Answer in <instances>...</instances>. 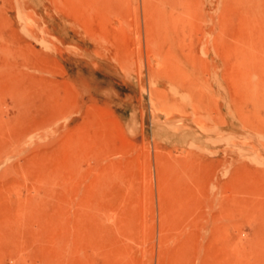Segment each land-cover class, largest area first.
Segmentation results:
<instances>
[{
    "label": "rangeland",
    "instance_id": "374dc122",
    "mask_svg": "<svg viewBox=\"0 0 264 264\" xmlns=\"http://www.w3.org/2000/svg\"><path fill=\"white\" fill-rule=\"evenodd\" d=\"M100 1L91 14L0 0V264H264V103L243 104L234 79L253 44L264 64V0H232L227 15L220 0H147L149 13ZM157 4L177 22L173 70L145 42Z\"/></svg>",
    "mask_w": 264,
    "mask_h": 264
},
{
    "label": "bare ground",
    "instance_id": "6f19581e",
    "mask_svg": "<svg viewBox=\"0 0 264 264\" xmlns=\"http://www.w3.org/2000/svg\"><path fill=\"white\" fill-rule=\"evenodd\" d=\"M114 1V0H113ZM142 1V0H141ZM146 4L144 5V11L147 13V11H148V13L149 12H151V10H150V8L149 7H147V0H143ZM159 1H162V4L164 3V2H168L169 0H158V2ZM172 1V0H171ZM184 1V0H183ZM195 1V0H194ZM198 1V0H197ZM201 1V0H200ZM202 1H204V0H202ZM52 2L54 3V5L58 8V9H66L67 10V12H69V11H71V9H75V10H77L76 8H81V7H83V8H87V9H90L89 11H90V13L92 12V11H96L97 12V10L99 9V6L101 5V1L100 0H97V1H94V0H52ZM143 2V3H144ZM149 2V1H148ZM220 3H222V5H223V12H224V14L226 13V15L227 14H229V12H230V10H232L233 8H232V0H220L219 1ZM105 3H107V2H104V5H105ZM117 1H116V4L115 5H117ZM119 3H120V1H119ZM129 3V2H128ZM143 3H142V6H143ZM154 3V2H153ZM156 3V2H155ZM154 3V4H155ZM161 3V2H160ZM169 3V2H168ZM176 3V2H175ZM184 3V2H183ZM192 3V2H191ZM205 3V2H204ZM109 4V3H108ZM125 4V3H124ZM124 4H123V6H124ZM150 4V3H149ZM179 4V3H178ZM186 4V3H185ZM195 5L197 4L196 2L194 3ZM103 5V6H104ZM119 5H121L122 6V4L120 3ZM127 5V4H126ZM126 5H125V8L124 9H126ZM152 5V4H151ZM165 5V4H164ZM177 5V4H176ZM176 5H174V6H176ZM198 5V4H197ZM201 5V4H200ZM217 5V4H216ZM138 5H136V7H137ZM156 6H159L158 4L156 5ZM173 6V7H174ZM191 5H189V8H191L190 7ZM203 6V5H202ZM163 7V6H162ZM185 7V6H184ZM192 7H193V5H192ZM217 7V6H216ZM115 8V7H114ZM167 8V7H166ZM171 8V7H170ZM180 8V7H179ZM183 8V7H182ZM187 8V7H186ZM185 8V9H186ZM195 8H197V7H195ZM198 8H199V6H198ZM203 8V7H202ZM82 9V8H81ZM102 9V8H101ZM104 9H105V7H104ZM116 9V8H115ZM115 9H113V11H115ZM119 9V8H118ZM116 10V11H118L119 12V10ZM123 9V10H124ZM137 9V8H136ZM192 9V8H191ZM218 9V8H217ZM65 10V11H66ZM92 10V11H91ZM110 10V9H109ZM171 10V9H170ZM194 10V9H193ZM200 10H202L203 11V9H200ZM154 11H155V8H154ZM156 11H157V18H154V20H153V24H152V26H149V27H147V26H145V27H147V32H146V35L144 34V36H145V42H146V44H147V48L148 47H151V51L153 52V55L155 56V58H156V60H157V65H160L161 66V68H162V65H165L164 66V68L163 69H167V67H170V66H166V64H169L168 62H169V60H172L171 58L169 59V56H168V52L171 50H169L168 51V49H165V46H167L168 45V47H170L169 45H173V43H171V40L172 39H170V35H169V22H172V21H175V19L174 18H172V19H174V20H171V18L169 17V16H167L166 14H165V9L164 8H160V6L159 7H157L156 8ZM155 11V12H156ZM184 11V10H183ZM191 11V10H190ZM189 11V12H190ZM218 11V10H217ZM221 11V10H220ZM220 11H218V12H216V15L218 16V14L217 13H220ZM85 12V11H84ZM86 12H88V11H86ZM99 12V11H98ZM101 12V11H100ZM108 12V11H107ZM118 12H117V14H118ZM122 12V11H121ZM153 12V11H152ZM154 12V13H155ZM171 12V11H170ZM189 12H188V14H189ZM196 12H198V11H196ZM205 12V11H204ZM203 12V13H204ZM89 13V12H88ZM88 13H87V16H89L88 15ZM89 13V14H90ZM109 13V12H108ZM108 13H106V14H108ZM112 13V12H111ZM120 13V12H119ZM168 13V12H167ZM173 13V12H172ZM178 13V12H177ZM181 13H183V12H181ZM210 13H213V16H215V12H213V11H211ZM84 14V13H83ZM91 14H93V13H91ZM110 14V13H109ZM115 14V13H114ZM136 14V13H135ZM169 14V13H168ZM187 14V15H188ZM190 14H192L193 15V17H194V14H195V12L193 13V12H190ZM189 14V15H190ZM200 14H202V13H200ZM205 14V13H204ZM70 15V14H69ZM80 15H82V14H80ZM143 15H144V12H143ZM151 15V14H150ZM184 15V14H183ZM186 15V14H185ZM199 15V14H198ZM205 15H207V14H205ZM210 15V14H209ZM221 15V14H220ZM225 15V16H226ZM67 16V15H66ZM83 16V15H82ZM82 16H80V17H82ZM94 16H96V15H94ZM113 16H115V15H113ZM113 16H112V18H113ZM138 16V14L136 15V17ZM155 16V15H154ZM170 16H171V13H170ZM180 16V15H179ZM191 16V15H190ZM201 16V15H200ZM224 16V17H225ZM244 16V15H243ZM242 16V17H243ZM91 17H92V15H91ZM116 17V16H115ZM126 17V16H125ZM171 17H173V16H171ZM183 17V16H182ZM192 17V16H191ZM208 17V16H207ZM210 17V16H209ZM245 18H246V15L244 16ZM102 18H103V16H102ZM109 18H111V16L109 17ZM120 18V17H119ZM176 18V17H175ZM185 18V17H184ZM197 18V17H196ZM212 18V17H211ZM214 18V17H213ZM227 18L228 19H226L227 21L230 19L229 18V16H227ZM88 19H89V17H88ZM122 19V18H121ZM179 19V18H178ZM182 18H180V21H182L181 20ZM75 20H77V19H75ZM90 20H91V18H90ZM109 20V19H108ZM123 20V19H122ZM190 20H191V18H190ZM194 20V19H193ZM196 20V19H195ZM205 20V19H204ZM208 20H209V18H208ZM216 21L218 20V19H215ZM225 20V19H224ZM88 21V20H87ZM126 21V20H125ZM130 21V20H129ZM137 21V20H136ZM144 21H145V19H144ZM202 21V20H201ZM205 21H207V20H205ZM210 21H211V19H210ZM209 21V22H210ZM245 21V20H244ZM99 23H100V21H98ZM104 22V21H103ZM127 22V21H126ZM176 22V21H175ZM174 22V23H175ZM179 22V21H178ZM194 22V21H193ZM197 22V21H196ZM199 22V21H198ZM208 22V21H207ZM208 22V23H209ZM242 23H243V20L241 21ZM241 22H240V26L242 25L241 24ZM76 23V22H75ZM84 23H85V21H84ZM90 23H92V22H90ZM124 23V22H123ZM128 23H130V22H128ZM147 23H151V22H147ZM146 23V24H147ZM177 23V22H176ZM195 23V22H194ZM203 23V22H202ZM211 23V22H210ZM217 23V22H216ZM222 24L224 23V22H221ZM221 23H220V25H221ZM227 23V22H226ZM245 24L247 23V22H244ZM72 24V23H71ZM74 24V23H73ZM104 24V23H103ZM179 24H180V22H179ZM178 24V25H179ZM184 24V23H183ZM196 24V23H195ZM198 24V23H197ZM200 24H201V22H200ZM219 24V23H218ZM12 25V24H11ZM77 25V24H76ZM89 25H91V24H89ZM174 25V24H173ZM214 25V24H213ZM215 25H217V24H215ZM214 25V26H215ZM219 25V26H220ZM249 25V24H248ZM248 25H245V26H248ZM251 25H253V29L255 30H257L258 31V29H257V27H260L261 26V24L259 23V24H256L255 22H252V24ZM73 26V25H72ZM71 26V27H72ZM137 27H139V24L138 25H136ZM196 26V25H195ZM213 26V27H214ZM225 26V25H224ZM250 26V25H249ZM101 27V26H100ZM124 27V26H123ZM122 27V30L124 29V30H126L125 28H123ZM125 27H126V25H125ZM178 27V26H177ZM221 28H218L219 30L221 29V31L223 30V26H220ZM244 27V26H243ZM243 27H241L242 29H243ZM246 28V27H245ZM9 29H10V26H9ZM42 29V28H41ZM40 29V30H41ZM74 29V28H73ZM80 28L78 27V30H79ZM139 29V28H138ZM143 29H145V28H143ZM149 29V30H148ZM199 30H200V28H198ZM226 29V28H225ZM128 30V29H127ZM227 30H229V29H227ZM246 30H248V28H246ZM45 31H46V28H45ZM44 31V32H45ZM121 31V30H120ZM139 31V30H138ZM198 31V30H197ZM14 32V31H13ZM42 32V31H41ZM200 32V31H199ZM217 32V31H216ZM220 32V31H219ZM223 32V31H222ZM222 32L219 34L220 36H221V34H222ZM240 32H241V30H240ZM243 32V31H242ZM43 33V32H42ZM122 33V32H121ZM125 33V32H124ZM145 33V32H144ZM224 33H225V30H224ZM253 33H254V31H253ZM11 34V33H10ZM45 34V33H44ZM90 34V33H89ZM88 34V35H89ZM93 34H94V32H93ZM120 34V33H119ZM175 34V33H174ZM255 34V36L256 35H260V34H258V33H254ZM7 35H9V34H7ZM83 35V34H82ZM85 35H86V33H85ZM84 35V36H85ZM124 35V34H123ZM139 36H138V39L140 40V34H138ZM219 35H217V36H219ZM11 36V35H10ZM94 37H95V35H93ZM125 36V35H124ZM206 36V35H205ZM208 36V35H207ZM212 36V35H211ZM219 36V37H220ZM253 36V35H252ZM14 37H16V36H14ZM102 37V36H101ZM225 37V36H224ZM257 37V36H256ZM259 37V36H258ZM18 38V37H17ZM88 38V37H87ZM97 38V37H96ZM172 38V37H171ZM203 38H204V36H203ZM212 38V37H211ZM221 38V37H220ZM223 38V37H222ZM9 39V38H8ZM106 39V38H105ZM129 39H130V37H129ZM177 39H178V37H177ZM208 39H209V37H208ZM240 40H242L243 41V39H241V38H239ZM16 40V39H15ZM43 40V39H42ZM56 40V39H55ZM206 40V38H204L203 39V41L202 42H204ZM211 40V39H210ZM223 40V39H222ZM17 41V40H16ZM174 41V40H173ZM221 41V40H220ZM219 41V42H220ZM201 42V43H202ZM211 42V41H210ZM216 42V41H215ZM218 42V43H219ZM225 42H226V40H225ZM207 43V42H206ZM217 43V44H218ZM230 43H232V42H230ZM229 43V44H230ZM243 43L244 44H247V45H250V44H252L248 39L247 40H245V41H243ZM104 44V43H103ZM203 44H205V42L203 43ZM202 44V45H203ZM106 45V44H105ZM119 46V45H118ZM117 46V47H118ZM140 46V45H139ZM204 46H206V44L204 45ZM219 46H220V43H219ZM222 46V45H221ZM231 46V45H230ZM201 47V46H200ZM223 47V46H222ZM255 44H253L252 45V50H251V52H243V49H240V51H242L243 52V54H241L240 52H239V50H237V53H239V54H241V55H243V58L248 62V63H251V72L250 73H248V75H249V78L251 77V79L249 80V78H247L248 77V75H246V74H243V75H238L237 76V72H236V75L234 76L235 78V83H236V85H237V88L239 89L238 91L240 92H237V93H239V95H240V100L243 102V104L244 103H246V101H249V100H251L250 102L252 103V104H254L255 106L256 105H261V103H264V64H263V62H262V55L261 54H259V51L257 50V49H255ZM97 48V47H96ZM119 48V47H118ZM171 48V47H170ZM213 48V47H212ZM211 48V49H212ZM149 49V48H148ZM203 49V48H202ZM205 49V48H204ZM96 50V49H95ZM117 50H119V49H117ZM139 50V49H138ZM173 50V49H172ZM200 50V49H199ZM141 51V49L139 50V52ZM146 51H149V50H146ZM174 51V50H173ZM201 51V50H200ZM202 51H205V50H202ZM234 51H235V48H234ZM254 51V52H253ZM118 51H116V53H117ZM207 52V51H206ZM227 52V51H226ZM106 53V52H105ZM104 53V54H105ZM125 53V52H124ZM130 54L131 53H133V52H129ZM141 53V52H140ZM187 53H188V51H187ZM191 53V52H190ZM202 53V52H201ZM204 53V52H203ZM260 53H263V51H260ZM103 54V53H102ZM119 54H121V53H119ZM189 54V53H188ZM216 54V53H215ZM224 54V53H223ZM264 54V53H263ZM116 55V54H115ZM127 55V54H126ZM192 55V54H191ZM202 55V54H201ZM204 55V54H203ZM121 56V55H120ZM183 56H185L184 54H183ZM189 56H190V54H189ZM199 56V55H198ZM198 56H196V58L198 57ZM124 57H126V56H124ZM174 57V56H173ZM188 57V56H187ZM193 56H191V58L190 59H195V58H192ZM203 58H204V56H202ZM201 57V58H202ZM131 58H133V56L131 57ZM202 58V59H203ZM115 59V58H114ZM126 59H130L129 57L128 58H126ZM199 59V58H198ZM201 59V60H202ZM113 60V59H112ZM131 60V59H130ZM175 60V59H174ZM178 60V59H177ZM186 60H189V59H186ZM192 60V61H193ZM229 60V59H228ZM114 61H116V59L114 60ZM127 61V60H126ZM125 61V62H126ZM205 61V60H204ZM124 64H125V62L124 61H122ZM121 62V63H122ZM174 62V61H173ZM189 62H190V60H189ZM198 61H195V63H197ZM205 62H207V61H205ZM117 63V62H116ZM120 63V64H121ZM128 63H130V62H128ZM199 63V62H198ZM200 63H203V62H201L200 61ZM126 64H127V62H126ZM171 64V63H170ZM128 65V64H127ZM130 65H132V63L130 64ZM175 65H178L177 64V62H176V64ZM174 65V66H175ZM195 65H197V64H195ZM194 65V66H195ZM200 65V64H199ZM149 67H150V65H148ZM183 66V65H182ZM189 66H191V65H189ZM203 66V65H202ZM202 66H201V68H202ZM124 67H125V65H124ZM127 67V66H126ZM148 67V68H149ZM166 67V68H165ZM180 67V66H179ZM198 67V66H197ZM200 67V66H199ZM132 68V67H131ZM171 68V67H170ZM177 68V67H176ZM184 68V67H183ZM196 68V67H195ZM201 68H200V70H201ZM205 68V67H204ZM233 68V67H232ZM124 69V68H123ZM127 69V68H126ZM125 69V70H126ZM129 69V68H128ZM151 69V68H150ZM163 69H158L159 71L158 72H160V73H157L158 74V76H159V74H161V76H162V73L161 72H163L164 70ZM172 69V68H171ZM175 69V68H174ZM178 69V68H177ZM147 70H149V69H147ZM173 70V69H172ZM180 70V69H179ZM194 70V69H193ZM205 70V69H204ZM204 70L202 71V72H204ZM124 71V70H123ZM152 71H154V69H152ZM156 71V70H155ZM154 71V72H155ZM166 71H168V70H166ZM233 71V70H232ZM97 72V71H96ZM153 72V73H154ZM168 72H170V69H169V71ZM177 72V71H176ZM190 72H192V71H190ZM189 72V73H190ZM179 73H181V72H179ZM185 73H187V72H185ZM205 73V72H204ZM157 74H155V75H157ZM170 74V73H169ZM168 74V75H169ZM172 71H171V75L170 76H172ZM182 74V73H181ZM154 75V74H153ZM187 75V74H186ZM189 75V74H188ZM194 75V74H193ZM160 76V77H161ZM169 76V77H170ZM182 76V75H181ZM184 76H185V74H184ZM191 76V75H190ZM198 76V75H197ZM152 77V76H151ZM163 77H164V74H163ZM187 77V76H186ZM207 77V76H206ZM166 78V76L164 77V79ZM174 78H176V77H174ZM173 77H172V80L174 79ZM183 78L184 77H180L179 79H182L183 80ZM195 78H198L199 79V77H195ZM77 79V78H76ZM187 79H188V77H187ZM191 79V78H190ZM254 79H258L257 81H254ZM151 80V79H150ZM177 80V79H176ZM182 80H180V81H182ZM193 80V79H192ZM191 80V81H192ZM203 83H204V81L202 80V79H200ZM200 80H198V82L200 81ZM252 80H253V83H252ZM168 81V80H167ZM171 81V80H170ZM188 81H190V80H188ZM172 82H174V83H176L175 82V79H174V81H172ZM185 81H183V83H184ZM193 83H194V81H193ZM75 84V83H74ZM151 84V83H150ZM180 84V83H179ZM182 84V83H181ZM234 84V83H233ZM175 85V84H174ZM185 85V84H184ZM183 85V86H184ZM186 85H188L187 83H186ZM190 85H192V84H190ZM190 85H188V87L190 86ZM194 85H196V84H194ZM198 85V84H197ZM177 86H179V85H177ZM182 86V87H183ZM180 87V86H179ZM192 87H195V86H191L190 88H192ZM198 87V86H197ZM205 87V86H204ZM154 88V87H153ZM153 88H151V89H153ZM184 88V87H183ZM182 88V89H183ZM186 88V87H185ZM236 88V87H235ZM155 89V88H154ZM154 89L153 90H150L151 91V97H152V100H153V103H155V102H158V100H160L159 99V97H158V94H157V92H158V90L156 91V92H154ZM169 89V88H168ZM188 89V88H187ZM203 89V88H202ZM170 90V89H169ZM171 90H173V89H171ZM170 90V91H171ZM184 90V89H183ZM189 90V89H188ZM195 91H198V90H196V87H195V89H194ZM200 90H201V88H200ZM204 90V89H203ZM142 91V90H141ZM189 91H191V89L189 90ZM161 92H163V91H161ZM172 92V91H171ZM175 93H176V91H175ZM174 93V94H175ZM187 93H188V91H187ZM201 93H204V91L203 92H200V94ZM165 94V93H164ZM176 95V97H177V94H175ZM191 95V94H190ZM193 95V94H192ZM205 95V93L203 94V96ZM206 95H208V94H206ZM205 95V96H206ZM159 96H160V94H159ZM173 96V95H172ZM181 96V95H180ZM186 96V95H185ZM187 96H188V94H187ZM202 96V95H201ZM213 96V95H212ZM175 97V96H174ZM192 98H193V96H191ZM173 98V97H172ZM200 98V97H199ZM166 99V98H165ZM175 99V98H174ZM180 99V98H179ZM187 99H189L188 97H187ZM196 99V101H197V99H198V97L197 98H195ZM210 98H209V95L208 96H206V97H204V99H203V101H201L200 103L202 104V109H203V107H205V110L207 109L206 107H212V105H213V97H212V99L211 100H209ZM215 99H217V98H215ZM180 100H182V99H180ZM201 99H199L198 101H200ZM163 101H164V99H163ZM166 101V100H165ZM217 101V100H216ZM152 102V101H151ZM174 103H175V101H173ZM191 102H193V101H191ZM161 104H164V103H166V102H164V103H162V102H160ZM194 103V102H193ZM150 104H152V103H150ZM178 104H179V102H178ZM181 104V103H180ZM185 104V103H184ZM183 104V105H184ZM197 104H198V102H197ZM204 105V106H203ZM216 105V104H215ZM263 105V104H262ZM261 105V106H262ZM175 106V105H174ZM182 106V105H181ZM193 106L195 107V109H196V106L193 104ZM192 106V107H193ZM243 106V105H242ZM241 106V108L240 109H242L243 107ZM164 107V106H163ZM173 107V106H172ZM216 107V106H215ZM214 107V108H215ZM254 107V106H253ZM175 108V107H174ZM217 108V107H216ZM161 109V108H160ZM170 109V108H169ZM177 109V108H176ZM211 109V108H210ZM209 109V110H210ZM172 110H174V109H172ZM200 110V109H199ZM162 111H163V109H162ZM196 111H198V110H196ZM214 111V110H213ZM174 112V111H173ZM200 112H201V110H200ZM159 113V112H158ZM167 113V112H166ZM196 113V112H195ZM198 113V112H197ZM202 113V112H201ZM218 113V112H217ZM183 114V113H182ZM190 114H192V113H190ZM199 114V113H198ZM208 114V113H207ZM206 114V115H207ZM211 114V113H210ZM210 114H208V115H210ZM170 115V114H169ZM184 115V114H183ZM200 115V114H199ZM205 115V114H204ZM203 115V116H204ZM219 116V114H216V116ZM162 116V115H161ZM196 117H197V115H195ZM202 116V115H201ZM202 116V117H203ZM214 116V115H213ZM212 116V117H213ZM217 116V117H218ZM221 116V115H220ZM219 116V117H220ZM195 117V118H196ZM202 117H200L201 119H202ZM206 117H208V116H206ZM210 117V116H209ZM194 118V117H193ZM197 118H199V117H197ZM204 118V120H205V117H203ZM221 118V117H220ZM223 118V117H222ZM207 119V118H206ZM195 119H193V120H191L192 122L194 121ZM211 120V119H210ZM224 120V119H223ZM157 121V120H156ZM197 121V120H196ZM196 121H194V124H196ZM199 121H201V120H199ZM206 121V120H205ZM208 121H209V119H208ZM159 122H161V121H159ZM163 122V121H162ZM173 122V121H172ZM176 122V121H175ZM174 122V123H175ZM164 123H166V122H164ZM169 123V122H168ZM185 123V122H184ZM206 123V122H205ZM211 123H212V120H211ZM210 123V124H211ZM213 123H214V121H213ZM179 124V123H178ZM204 124V123H203ZM216 124V123H215ZM167 125V124H166ZM175 125V124H174ZM183 125V124H182ZM181 125V126H182ZM217 125V124H216ZM180 126V127H181ZM184 126V125H183ZM196 126H198V124L196 125ZM165 127V126H164ZM169 127V126H168ZM173 127V126H172ZM201 127H203V125L201 126L200 125V129H201ZM175 128H177V127H175ZM175 128H174V131H175ZM157 129V131H159L158 130V127L156 128ZM164 129V128H163ZM185 129H186V127H185ZM189 129V128H188ZM191 129V128H190ZM203 129V128H202ZM180 130H181V128H180ZM179 130V131H180ZM204 130V129H203ZM161 131H164V133H165V130H161ZM167 131V130H166ZM173 131V132H174ZM186 131H187V129H186ZM191 131V130H190ZM175 132H177V130L175 131ZM185 132V131H184ZM207 132V131H206ZM155 133V132H154ZM193 133H194V131H193ZM204 133H205V131H204ZM207 133H209V132H207ZM188 134V133H187ZM211 134V133H210ZM213 134V133H212ZM182 135H183V133H182ZM173 136V135H172ZM187 136V135H186ZM197 136V135H196ZM191 137H193V136H191ZM195 137V136H194ZM200 137V136H199ZM189 138V137H188ZM215 138V137H214ZM210 139V137L208 138V140ZM186 140V139H185ZM194 140V139H193ZM199 139H197V141H198ZM203 140V139H202ZM205 140H207V139H205ZM207 140V141H208ZM196 141V140H195ZM194 142V141H193ZM204 142V141H203ZM210 142L212 143L213 141H211L210 140ZM209 142V143H210ZM187 143V142H186ZM206 143V142H205ZM204 143V144H205ZM208 143V142H207ZM210 143V144H211ZM197 144V143H196ZM187 145V144H186ZM191 145V144H190ZM198 146V145H197ZM212 146V145H211ZM179 148V147H178ZM186 148V147H185ZM190 148H192V147H190ZM197 148V147H196ZM196 148H194V149H196ZM208 148V147H207ZM206 148V149H207ZM205 149V148H204ZM181 151H183V150H181ZM180 151V152H181ZM199 151V150H198ZM201 151V150H200ZM199 151V152H200ZM209 151V150H208ZM211 151V150H210ZM209 151V152H210ZM212 152H214V151H212ZM205 153V152H204ZM230 154V153H229ZM187 155V154H186ZM205 155V154H204ZM226 155V154H225ZM189 156H191V155H189ZM222 156H224V155H222ZM184 157H185V155H184ZM227 157V156H226ZM220 158H222V157H220ZM187 159V158H186ZM210 160H211V158H209ZM208 159V160H209ZM188 160V159H187ZM192 160V159H191ZM195 160V159H194ZM198 160V159H197ZM201 161H202V157H201V159H200ZM219 160V159H218ZM205 161V160H204ZM207 162H209V161H207ZM213 162V161H212ZM239 162V161H238ZM210 164V163H209ZM216 164V163H215ZM196 165V164H195ZM205 165V164H204ZM203 165V166H204ZM211 165V164H210ZM243 165V164H242ZM241 165V166H242ZM187 166V165H186ZM189 166V165H188ZM187 166V167H188ZM209 166V165H208ZM213 166H214V164H213ZM223 166H224V164H223ZM196 167V166H195ZM194 167V168H195ZM199 167V166H198ZM210 167V166H209ZM212 167V166H211ZM215 167V166H214ZM246 167V166H245ZM188 168H190V166L188 167ZM247 168V167H246ZM208 169H210V168H208ZM245 169V168H244ZM207 170V169H206ZM241 170V169H240ZM210 171V170H209ZM242 171V170H241ZM241 171H239V173L241 172ZM238 173V174H239ZM249 173V172H248ZM251 173V172H250ZM249 173V174H250ZM203 174H206L205 172L203 173ZM257 175V174H256ZM249 176V175H248ZM232 177H234V176H232ZM238 177V176H237ZM235 180H236V178H235ZM227 183H229V182H227ZM231 183V182H230ZM226 184V183H225ZM230 185V184H229ZM233 185V184H232ZM240 185H242V184H240ZM224 187V186H223ZM222 187V188H223ZM245 189L247 188V187H244ZM243 188V189H244ZM238 189V188H237ZM242 190V189H241ZM248 190V189H247ZM246 190V191H247ZM234 191H235V187H234ZM236 192V191H235ZM237 193H239V192H237ZM224 199H226V198H224ZM242 199H244V198H242ZM81 201V200H80ZM223 201V200H222ZM83 202V201H82ZM224 202H226V201H224ZM229 204V203H228ZM226 208V207H225ZM75 213V212H74ZM77 215V214H76ZM82 215H83V213H82ZM71 216H74V215H72L71 214ZM85 216V215H84ZM82 217V216H81ZM75 220L77 219V218H74ZM74 221V220H73ZM73 221H71V223L73 222ZM79 222H80V220H79ZM83 222H84V220H83ZM83 222H82V224H83ZM78 223V222H77ZM77 223H76V225H77ZM79 224V223H78ZM72 225V224H71ZM73 225H75V224H73ZM75 225V226H76ZM77 228V227H76ZM75 227H74V229H76ZM83 229H84V227H83ZM85 232H86V230H84ZM81 232V231H80ZM80 232H79V234H80ZM87 232H90V231H87ZM58 233H60V232H58ZM76 233H77V231H76ZM92 234V233H91ZM62 235V234H61ZM82 234H80V236H81ZM89 235H90V233H89ZM76 236V235H75ZM91 236V235H90ZM74 236H72V238H73ZM84 237V236H83ZM82 237V238H83ZM86 237V236H85ZM85 237H84V239H85ZM89 237V236H88ZM59 238V237H58ZM80 238V237H79ZM74 239V238H73ZM81 239V238H80ZM90 240H88V244H89V241H90V244H92L91 242L93 241L92 240V238H89ZM60 240V239H59ZM59 240H57V241H59ZM78 240V239H77ZM83 240V239H82ZM60 241H62V239L60 240ZM70 241V240H69ZM73 241V240H72ZM71 242V241H70ZM75 242H76V240H75ZM75 242H73V243H75ZM85 242H86V240H85ZM57 243V242H56ZM62 243V242H61ZM60 243V244H61ZM82 243H83V241H82ZM97 243V242H96ZM63 244V243H62ZM66 243H64V245H65ZM93 244H95V242L93 241ZM98 244H100V242L98 243ZM59 245V244H58ZM96 245V244H95ZM66 246V245H65ZM74 246V245H73ZM101 246V245H100ZM56 247V246H55ZM62 247V246H61ZM69 247V246H68ZM70 247H72L71 245H70ZM92 247H95V246H92ZM66 248V247H65ZM96 248V247H95ZM58 249V248H57ZM59 249H60V246H59ZM62 249V251H64V249L63 248H61ZM67 249V248H66ZM98 249V248H97ZM54 250H56V249H54ZM102 250V249H101ZM61 251V252H62ZM101 252V251H100ZM60 253V252H59ZM65 253H66V251L64 252V255H65ZM61 256V255H60ZM59 258V257H58ZM73 257H71V259H72ZM65 259H67V257H65ZM74 259V258H73ZM55 260H56V258H55ZM60 260V259H59ZM64 260V259H63ZM69 261V260H68ZM202 261V260H201ZM85 262V261H84ZM68 264H70L69 262H67ZM57 264V263H56Z\"/></svg>",
    "mask_w": 264,
    "mask_h": 264
}]
</instances>
